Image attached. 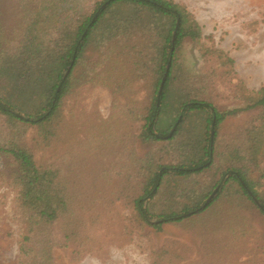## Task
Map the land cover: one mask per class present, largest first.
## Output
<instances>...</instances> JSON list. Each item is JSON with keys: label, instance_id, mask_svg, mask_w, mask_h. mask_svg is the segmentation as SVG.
I'll use <instances>...</instances> for the list:
<instances>
[{"label": "rangeland", "instance_id": "rangeland-1", "mask_svg": "<svg viewBox=\"0 0 264 264\" xmlns=\"http://www.w3.org/2000/svg\"><path fill=\"white\" fill-rule=\"evenodd\" d=\"M69 1L75 3L78 12L83 11L84 5L85 8H90L93 4L91 0ZM173 1L183 5L193 16L200 26L201 37L198 40L185 37L180 43L170 75L171 96L165 100L168 104L160 115L163 119L157 128H162L160 124L165 125L168 121L170 130L174 125L173 130L179 125L181 133L176 139L180 141L193 127L201 126L205 130V120L207 117L211 118L210 109L201 112L181 111V115L176 117L180 110L177 109L175 99L182 93L186 82L206 81L198 87V93H194V97L211 102L219 111H236L225 115L219 122L215 137L212 124L209 122L206 127L214 146L213 155L209 157L212 164L208 169L198 175L183 178L173 177L169 174L171 171L163 175L162 189L153 199L147 198L144 201L151 208L150 212L155 214L177 212L184 203L194 200L210 180H215L218 172L229 164L228 156L225 155L227 149L231 144L241 141L246 127L260 113V107L248 106L253 102V92L264 84V0ZM32 9L27 0H0L1 49L8 47L15 30L24 29L21 14H29ZM96 37L97 40L100 38V32ZM143 42L144 45L140 46L145 51L154 49L151 35L146 34ZM137 47L134 46L133 39H127L125 44L119 42L111 47L107 44L101 47L92 44L83 49L70 75L66 95L58 102L59 118L63 122L64 137L68 144L58 141L59 146H56L58 142L48 145V150L47 141L42 140L46 130V125L43 124L27 125V130L18 141L34 153L37 161L42 162L49 157L56 160L58 154L71 155L73 143L79 144L78 137L84 141L91 140L90 135L100 134L102 127H109L111 120H115L118 125V130L115 131L117 138L113 141L114 149L103 151L108 146L104 147L102 142H98V145L94 142L95 149H91L89 143L87 148L81 144L84 150L77 154L78 158L81 157V171L72 169L68 173L72 206L76 207V211L68 216L73 215L79 220V230L87 232L90 227V239L82 238V243L69 239L66 244L65 240L55 244L48 264H208L214 261H218V264H264V215L241 193L232 195L233 188L236 187L234 182L227 184L230 187L225 190V194L228 195L219 194L213 207L202 211L205 206L200 204L199 208L182 213L177 220L162 222L159 227L152 226L158 220L156 216L148 217L147 222H140L130 196L113 197L109 194L115 190L120 191L121 188H117L122 186V180L125 179L129 189V184L132 183L130 178L135 174V160L153 152H164L159 150V145L164 147L163 144H166L161 143L162 141L148 143L141 136L146 108L154 102L153 96L156 95V79L150 64L145 66V73L140 77L132 73L131 66L134 65ZM122 51L124 52L121 54ZM225 57L232 62H227ZM138 59V56L134 58ZM98 60L102 63L108 60L127 62L120 63V67L115 66L113 71L109 69L110 63H105L107 65L101 69L100 65L93 69ZM144 61L149 60L144 57ZM70 68L71 65L63 71L62 79L68 76L69 72H66ZM109 72L113 74L109 75ZM7 90L6 79L2 77L0 103L5 106ZM38 103L36 101L34 105H26L22 108L23 111L9 108L16 115L34 120L38 118L37 115L48 114L47 108L36 112ZM8 124L20 135L21 129L12 120L9 122L6 115L0 114V146L8 143ZM154 132L161 140L168 138ZM173 149L172 145L165 151L167 158L161 163L176 164L177 156L175 160H169L177 154ZM240 154L242 158L243 152L240 151ZM243 158V163L251 167V178L261 182L258 190H264V152L258 158V169L254 168L251 161H245V156ZM101 161L104 163L103 167L111 171L103 173L106 176L98 175L100 171L97 173ZM12 163L8 154L0 152V264H13L17 254L15 232L9 236L11 229L17 227L14 218L17 211L15 190L9 183L10 171L14 169ZM143 164L142 173L138 177L145 181L155 168ZM74 166L75 163L71 161V168ZM163 170L161 167L156 169L158 172ZM113 173L116 174L112 181H108V176ZM227 177L228 174H225L218 185L212 188L211 194L215 193L210 201L225 184ZM111 187L115 189L110 190ZM123 193L128 194V191L123 190ZM176 193H181V198H174ZM108 195L112 198H108ZM230 196L237 201H232ZM78 201L82 205H78ZM231 204L240 207L238 214L227 211ZM92 211L97 213V220L90 224ZM233 227H245L246 233L240 235L237 230H232ZM52 229L51 238L59 239L61 231L58 224ZM5 233L8 235L5 236ZM38 246L41 247L42 244ZM158 249L160 252L155 255ZM158 256L162 259L159 260Z\"/></svg>", "mask_w": 264, "mask_h": 264}, {"label": "trees", "instance_id": "trees-1", "mask_svg": "<svg viewBox=\"0 0 264 264\" xmlns=\"http://www.w3.org/2000/svg\"><path fill=\"white\" fill-rule=\"evenodd\" d=\"M91 1L93 4L90 8H85L84 5L83 11L78 12L75 3H70L68 0H27L33 9L29 11V14L26 12L21 14L24 29L15 30L9 40L8 47L0 48V80L2 77L5 78L8 87L7 96L4 99L7 106L0 103V114L6 115L9 122L12 120L16 127L21 129L20 135H18L11 124L6 125L8 143L0 146V152L11 157L14 167L11 169L9 177L11 179L9 183L15 190L17 204V211L14 215L17 227L11 229L9 233V236H12V233L15 232V244L17 245V254L13 264H48L55 244L62 240H65L64 243L66 244L69 239H74L79 243H82V238L90 239V227L87 232L83 229L79 230V220L75 219L73 215L68 216L69 213L73 214L76 211V207L72 206L73 198L70 195L72 189L68 183V173L72 169L81 171V157L78 158L77 154L83 152L82 145L87 148L89 143L90 148L95 149V143L98 145V142H102L104 147L108 146L107 149L103 148V151L114 149L115 143L113 141L117 138V122L111 120L109 127H102L100 134L90 135L91 140L84 141L78 137L79 144L73 143L74 149L71 155L67 156V153H61L56 155V160H51L49 157L45 161H37L34 153L29 148L20 145L18 141L27 130V125L40 126L43 124L46 125V130L42 140L47 141L48 150V145H54L58 141L68 144V140L64 137L63 122L59 118L58 102L62 96L66 95L70 75L79 57H81L83 49L92 44L100 47L107 44L108 47H111L119 42L125 44L127 39H133L134 46L137 47L144 45L143 38L146 34L151 35L154 49L145 51L141 46L137 47L134 58L138 56L140 59L134 60L133 58L134 65L131 67L134 76L140 77L145 73V66L150 64L156 79L154 102L152 101L146 108L144 124L141 126L143 128L142 139L148 143L161 141V143H166L163 144L164 147L158 144L159 150L164 151L162 153L153 152L145 157L133 159L136 161L134 165L135 174L130 178L132 183L129 184V189L128 182H125L127 179H125L122 180L124 181L122 186L117 188H121L120 191L115 190L109 194H112L113 197L130 196L140 222H147L148 217L156 216L158 220L152 226L159 227L162 222L177 220L182 213L199 208L200 204H203L210 196L212 188L218 185L225 174H228L225 184L202 211L213 207L219 198V194L227 193L226 191L230 187L227 184L234 182L236 187L233 188L232 195L241 193L253 206L256 205V208L264 215V190L257 188L261 182L251 178L249 170L251 167L243 163L245 156V161H251L254 168L258 169V158L264 152V84L253 92L254 97L251 98L253 102L248 106L260 107V113L255 121L246 127L241 141L238 144H231L232 146L227 149L225 155L228 156L229 164L218 172L217 178L210 180L209 184L194 200L184 203L177 212L170 211L157 214L150 212L151 208L148 204L145 205L144 201L147 198L153 199L162 189L163 175L171 171L169 174L173 177L183 178L189 175H198L211 166L212 161L209 162V157L213 155L214 146L213 140L208 137L206 127L209 122L212 124L215 137V129L219 122L225 115L234 113L236 110L219 111L211 102L194 97L196 96L194 93H198V87L206 81L186 82L182 93L175 99L177 109L180 110L177 111L176 117L181 115V111L201 112L210 109L211 118H206L205 130H202L201 126V128L193 127L180 141L176 139L181 133L178 125L166 140L157 137L154 131L164 136H167L171 131L168 128L170 121L165 125L160 124L162 127L160 129L157 126L158 123L162 122L163 118L160 115L168 104V102L165 103V100L171 96L170 75L180 43L185 37L198 40L201 37L200 26L183 5L173 0ZM177 22L179 23L176 28ZM98 32H100V38L97 40ZM81 38L82 41L80 42ZM158 41L160 44H157ZM219 54L222 55L221 52ZM144 57L149 61H144ZM72 58L74 59L72 60ZM225 59L227 62H232L231 59L226 57ZM70 61H73L72 64ZM123 61L108 60L102 63L98 60L92 68L100 65L101 69L107 65L105 63H110L109 69L113 71L115 66L120 67V63L125 64L127 62L126 60ZM168 62H170L168 72L159 93L160 83ZM70 64L68 76L62 79L63 71ZM112 74L113 72H109V75ZM207 83L209 82L207 81ZM36 101L39 102L36 105L38 107L36 112L47 108L48 114L37 115L38 118L34 120L16 115L9 108H18L17 110L23 111V107L28 104L34 105ZM15 105L17 106L15 107ZM59 142L56 146H59ZM172 145L177 154L169 160L173 161L177 156L176 164L161 163L163 159L167 158L165 151L169 150ZM96 151L102 152L100 149H96ZM240 151L243 152L242 158ZM71 161L75 163L73 168H71ZM143 163L151 165L150 167L153 169L155 168L145 181L138 177L142 173ZM103 165V161L98 164L97 173L101 172L98 175L111 172L109 168H105ZM160 167L164 170L156 171ZM115 174L108 176L107 180L112 181L111 179ZM0 175L2 174L0 173ZM112 189L115 188L111 187L110 190ZM123 190L128 191V194L123 193ZM180 194L176 193L174 198H181ZM107 197L112 198L110 195ZM230 198L234 202L237 201L231 196ZM80 204L81 202L78 201V205ZM227 211L238 214L240 207L237 204H231ZM96 220L97 213L92 211L89 223L93 224ZM56 224H58L61 232L59 239L54 240L51 238V234L52 228ZM232 230H237L240 235L246 233L245 227L241 229L233 227ZM6 235L8 233H5ZM38 244H42V246L39 247ZM157 252H160L159 249L155 255ZM161 259L159 257V260ZM208 264H218V261Z\"/></svg>", "mask_w": 264, "mask_h": 264}, {"label": "water", "instance_id": "water-1", "mask_svg": "<svg viewBox=\"0 0 264 264\" xmlns=\"http://www.w3.org/2000/svg\"><path fill=\"white\" fill-rule=\"evenodd\" d=\"M178 23H179V22H177L176 28L178 27ZM174 34H175V33H174ZM173 39H174V36H173ZM172 49H173V46H172V48H171V51H172ZM169 63H170V62H168L167 65H166V69H165V72H164V75H163V77H162V80H161V83H160V87H159V93H160V91H161V89H162V85H163L164 80H165V77H166V75H167L168 68H169ZM71 64H72V62H71ZM71 64H70V65H71ZM69 70H70V69L67 70L66 74L69 72ZM213 123H214V121H213ZM175 126H176V125H174L173 129L175 128ZM173 129L169 132V134L167 135V137H169V136L172 134ZM212 134H213V132L211 133V135H212ZM214 193H215V192H213V193H212V194L206 199V201L204 202V204H202V207L206 206V204H207V203L210 201V199L213 197ZM255 202H256V200H255Z\"/></svg>", "mask_w": 264, "mask_h": 264}]
</instances>
